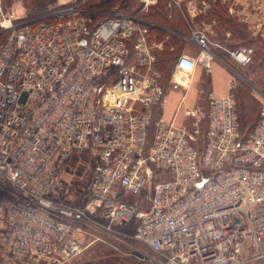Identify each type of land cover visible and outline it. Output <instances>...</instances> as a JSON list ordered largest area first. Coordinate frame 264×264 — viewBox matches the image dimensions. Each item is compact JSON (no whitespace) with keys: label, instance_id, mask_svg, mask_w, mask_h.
<instances>
[{"label":"built area","instance_id":"built-area-1","mask_svg":"<svg viewBox=\"0 0 264 264\" xmlns=\"http://www.w3.org/2000/svg\"><path fill=\"white\" fill-rule=\"evenodd\" d=\"M167 1L185 29L89 0L33 14L0 0V264H66L96 242L152 264H264V109L242 133L230 65L254 49L213 28L225 14L264 43V0ZM172 38L187 49L165 88ZM212 60L232 72L226 96L209 90L178 120L182 97L163 119L166 92ZM80 155L94 162L83 192L66 176Z\"/></svg>","mask_w":264,"mask_h":264},{"label":"rangeland","instance_id":"rangeland-1","mask_svg":"<svg viewBox=\"0 0 264 264\" xmlns=\"http://www.w3.org/2000/svg\"><path fill=\"white\" fill-rule=\"evenodd\" d=\"M56 1H54V5L56 4ZM129 4L125 6L128 11H137L142 13L144 15L145 20L153 23V24H162L165 26L171 27H184L186 28V25L182 19V17L179 15L177 10L173 7V5H169V2L167 0H160L157 4H154L152 6H149L148 8L141 10V8L138 7V3L135 0H128ZM6 3L11 5L14 4L17 8L25 10V14H29V12L26 10V7L24 6L22 0H6ZM167 8L173 9L174 12L172 15H169ZM34 10V9H33ZM224 17V15H220V17ZM216 13L213 11V13L205 15L203 17L193 18L192 23L197 24L200 22V19H217ZM227 20L229 19L227 16H225ZM224 26L223 20H220V23L216 26H214L215 34L221 35L223 34V30L226 28H222ZM155 28V27H152ZM227 28H231L230 26ZM233 29V28H232ZM230 32V31H229ZM231 33V32H230ZM240 33V35H239ZM234 36L236 38H234ZM157 38H160L159 35H157ZM232 38L235 40H239L254 45V48H256V54L254 56V59L251 63L248 65H239L236 62H230V65L237 70L244 79L238 80L237 84L239 94L241 92L244 93L246 97V101H252L256 105L254 117L257 118L259 110L264 109V100L260 99L256 93L257 89H260L264 92V46H260L261 43L258 40H250V36L245 32H237V35H232ZM233 39V40H234ZM252 39V38H251ZM178 41V42H177ZM171 39L170 42L167 43L165 48L160 51L159 55H161L165 49L169 53L170 52L174 55L182 51L183 49H187L185 44H180L179 40ZM260 43V44H259ZM173 47V49H171ZM172 54H169V56H172ZM158 55V59L160 63V57ZM168 56V57H169ZM170 62L168 61V65L166 68L162 71L163 76L168 73ZM160 64H158V67ZM209 71L207 75H204L201 77L200 72L201 68H198L195 75V83L193 86L185 90L184 88H175V89H169L166 92V101H165V107L162 110V117L165 120H169L172 116V113L174 112L175 108L177 107L180 99L183 98V104L181 106L178 120L181 118L182 113L185 109L193 108L196 106L197 98L201 96V100L207 96V93L209 90L213 91V96L215 97H223L226 96L228 92V85L232 78V72L227 69V67H224L220 63H218L215 60H212L209 65ZM165 82L168 81V76L165 77ZM200 95V96H199ZM250 96V98H249ZM237 101L240 103V97L237 98ZM238 104V103H237ZM79 160H75L71 163V168L74 170L75 168V174L70 173L66 174L67 178L70 180V183L72 184V187H78L83 186L85 182L89 180V176L91 174V163L89 162L88 158L87 161L83 159V163L85 166H82L76 170V166L78 164ZM71 169V172L73 171ZM136 249L144 252L146 255H151L150 251L141 245H136ZM129 250V248H127ZM66 264H152L149 261H141L137 260L135 257L130 255H124L119 252H116L111 247L104 245L102 243L96 242L92 244L90 247H88L86 250H84L81 254L74 257L68 263ZM250 264H261L260 260H255L251 262Z\"/></svg>","mask_w":264,"mask_h":264},{"label":"trees","instance_id":"trees-1","mask_svg":"<svg viewBox=\"0 0 264 264\" xmlns=\"http://www.w3.org/2000/svg\"><path fill=\"white\" fill-rule=\"evenodd\" d=\"M54 1L55 0H22V2L24 4V6L26 7V10L29 12V14L37 13V12H40V11H43V10H47L50 7H53L54 6V4H53ZM5 2H6V0H5ZM89 2L91 4H100V5L104 4L106 6L113 5V6H118V7H121V6L125 7V6H127L129 4L128 0H89ZM172 10L173 9H171V8H169V9L167 8L168 13L170 12L169 15H172L174 13ZM221 20H223V24H224L223 27L226 28L224 30H228V31L231 32L230 33L231 35L229 36V38L225 40L226 43H228L229 45L243 44V45L252 46L251 44L244 43V42L240 41V39L239 40H235L234 39V38H236L235 36H234V38H232V35H237V32H245V33H247L244 30L245 28H243V26L240 23L238 24L237 21H233V20L229 21V20H227L225 18V16L222 17ZM229 26L231 28H227ZM183 28L181 27L180 29H183ZM239 35H240V33H239ZM251 38H250V40L254 39V38H252V39ZM172 39H175L176 41L179 40L180 44H182V45L184 44V41H182L180 39H177V38H172ZM254 40H258L261 43H263L259 39H254ZM167 43H165V46L167 45ZM260 46H264V44H260ZM252 47L254 49V54H253V59H254V56L256 54V48H254V45ZM170 52H173V51H170ZM170 52L168 53L166 51V49H165V51L161 55H159V57H160V63H159L160 64V66H159L160 69L159 70H161V72L168 65V61H171L170 62V66H169V69L171 70V66L173 65V62L176 59V56H177L178 53L177 54L174 53V55H173ZM169 54H172V56H169ZM253 59H252V61H253ZM170 70L168 71V73H166L164 75L165 77H167V76L169 77ZM164 76H163V72H162V81H163L162 84L164 85L165 88H167L169 83H168V81H167V83L165 82ZM238 86H239V84H237L236 87L233 90L234 97H235L236 115H237V119H238L239 124H240V130L242 131V133L243 132H249L255 126L256 121L258 120V118L260 116V110H259L257 118L254 117L256 105L252 101H246V97H245L243 92H241L239 94ZM239 97H240V101H241L240 103L237 101V98H239ZM249 98H250V96H249ZM87 158H88L89 162L91 163V165H93L94 162L92 160H90L87 155H80V156L73 157V160L67 166V170L70 173H72V174L74 173L75 174V168H74V170L71 168V163L73 161H75V160H79V162H78V164L76 166V170H78V168H80L82 166H85V164L82 161H83V159L87 161ZM71 169L73 170L72 172H71ZM73 188L75 190H80L81 192H83L85 190V188H87V182H85V184H83V186H79L78 185V187H74L73 186Z\"/></svg>","mask_w":264,"mask_h":264},{"label":"crops","instance_id":"crops-1","mask_svg":"<svg viewBox=\"0 0 264 264\" xmlns=\"http://www.w3.org/2000/svg\"><path fill=\"white\" fill-rule=\"evenodd\" d=\"M223 31H225V30H223Z\"/></svg>","mask_w":264,"mask_h":264}]
</instances>
